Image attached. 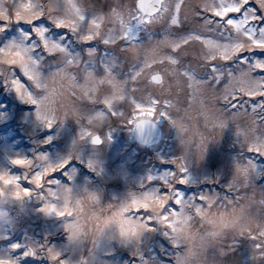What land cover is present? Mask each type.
<instances>
[{"label":"snow or ice","instance_id":"1","mask_svg":"<svg viewBox=\"0 0 264 264\" xmlns=\"http://www.w3.org/2000/svg\"><path fill=\"white\" fill-rule=\"evenodd\" d=\"M25 2L27 7L23 10L35 18L16 20L15 24L21 25L17 29L19 39L4 43L0 57L6 52L20 54L17 64L8 65L11 79L7 84L12 89L18 85L15 93L19 99L36 106L35 117L43 127L51 128L62 121L59 110H66L70 98L77 92L94 96L103 87L107 94L99 102L93 100L85 105L89 121L121 116L116 106L131 100L134 107L126 122L138 129L154 115L170 118L179 133L185 131L186 122L197 117L213 127H224L225 121L231 120L243 136L247 151L264 156V57L259 55L264 53V0H126L125 4H113L102 13H89L76 0H57L51 11L62 10V14L50 15L47 21L51 28L63 30L62 33H54L40 22L43 8L35 0ZM11 25L7 20H0V35H6ZM154 29H158V36L149 35L147 42L139 40L141 30ZM73 36L78 39L83 56L69 48ZM127 52L134 55L125 57V68V60L117 54ZM97 53H100L98 61ZM45 64L47 72L42 71ZM15 69H19L20 76ZM144 87L161 91L150 92L146 100L136 99L132 94ZM36 92L41 94L37 96ZM98 104L103 105V111L95 109ZM192 132L199 135L195 129ZM89 136L93 144L101 142L98 135L86 128L81 130V138ZM205 140L201 136L198 142L201 156ZM181 142H185L183 138ZM35 159L39 162L38 168L30 159L12 161L14 165L31 169L23 179L32 188L23 187L19 183L21 178L0 172V194L3 185L11 184L12 196L19 198L21 193L28 196L32 189H40V198L44 199L45 185L57 183L49 177L70 163V158L52 163L46 153L37 154ZM171 163L175 171L164 173L159 177V188H149L141 195L146 199L166 198L161 218L166 225L164 234L177 249L172 257L175 264L179 259V244L171 235L176 231L173 221L194 222L212 207L213 197L209 192H201L185 199L175 188L177 183L189 181L185 157L182 155ZM255 168L251 159L238 163L234 182L227 187L238 191L237 184L242 180V186L247 188ZM62 191L70 192V189L60 186L56 191L49 188L46 192L52 198H59ZM225 199L229 198L225 196ZM170 202L177 207L173 209ZM131 203H136L134 195ZM47 208L55 211L56 205L49 203ZM44 210L45 205L41 208ZM66 213L71 217L67 208L56 211L58 216ZM141 213L148 218L146 226L151 231L150 213L141 209L136 214ZM256 247L262 249L264 244ZM48 251L53 261L65 264L59 259L61 253H53L51 248Z\"/></svg>","mask_w":264,"mask_h":264},{"label":"rangeland","instance_id":"2","mask_svg":"<svg viewBox=\"0 0 264 264\" xmlns=\"http://www.w3.org/2000/svg\"><path fill=\"white\" fill-rule=\"evenodd\" d=\"M35 2L43 8L40 22L51 28L48 17L62 14V10L51 11L57 0ZM76 3L89 13H102L113 4H125L126 0H76ZM26 7L25 0H0V20H7L12 24L6 30V35H0V47L8 40L19 39L17 29L21 25L15 24L16 20L35 18L26 14L23 10ZM106 27L110 25L106 24ZM51 31L62 33L63 30L51 28ZM149 35L158 36V29L151 32L141 30L139 40L147 42ZM69 48L83 56L75 36L71 38ZM117 55L121 60H125L126 68L125 57L130 58L134 53ZM259 55L264 57V53ZM99 56L100 53H97V61ZM84 59L88 58L84 56ZM17 63L15 58L12 63L0 60V172L21 178L19 183L31 189L30 183L23 179L31 169L14 165V159L33 160L38 168L36 155L46 153L52 163L69 158L70 163L49 177L57 183L45 185L44 199L40 198V189H32V194L24 195L20 201L10 195L12 191L4 194V188L13 189V185L2 186L0 261L4 264H57L50 258L49 248L61 253L59 259L70 261L72 264H78L81 258L86 264H143L144 261H147V264H172V257L177 249L170 238L164 235L165 229L159 226L152 224V230L144 234L137 249L140 256L136 257L131 254V250L118 244L92 248L87 242L70 241L65 228L67 213L58 216L54 211L45 215L41 208L45 202L55 204L58 208L64 204L65 198L74 200L86 191L96 192L101 204L125 202L134 194L149 188H159V177L166 172H174L175 165L171 161L182 155L185 157L189 181L177 183L175 188L183 193L185 199L188 196H198L201 192H209L214 201L212 208L225 209L235 206L237 209L242 208L245 218L264 221V156L247 151L236 123L226 120L224 127H213L206 124L202 117H197L186 122L185 131L179 133L170 118L154 115L151 119L159 125L161 138L153 145L144 146L133 140L132 124L126 122L134 107L131 100L116 106V110L123 114L121 116H106L91 121L86 119L89 113L85 105H90L93 100L99 102L107 94V90L101 87L94 96L77 92L75 97L70 98L66 110H59L58 115L63 117L62 121L46 128L36 120V106L21 101L14 90L5 83L11 79L8 65ZM42 71L47 72L46 64L43 65ZM15 72L20 76L19 69H15ZM141 85L143 86V81ZM166 90L167 86L164 91ZM152 91L161 90L144 87L142 91L132 95L138 100H146ZM34 94L38 96L41 93ZM94 107L99 111L104 110L101 104ZM193 115L195 116V112ZM85 128L92 134L100 135L102 141L99 145L89 144L90 136L81 138V130ZM192 129L199 135H193ZM201 136L206 138L202 156L198 148ZM44 140H47V143H40ZM248 159L253 160L256 165L249 178L248 187H243L241 180L237 184L238 191L236 188L229 189L227 185L234 182L236 165ZM89 163L92 167L88 166ZM149 177L153 179L149 181ZM60 186L70 189V192L62 191L59 198L48 196L46 191L49 188L56 191ZM225 196L229 199H225ZM146 206L140 205L141 208ZM170 206L173 209L177 207L174 202H170ZM191 223L198 227L201 223L200 217ZM251 237L247 234L229 235L219 247L207 250L203 258L204 264H264V256L259 254L264 248L256 247L257 244H264V238ZM13 244L18 247L12 248ZM26 252L29 254L25 255Z\"/></svg>","mask_w":264,"mask_h":264},{"label":"clouds","instance_id":"3","mask_svg":"<svg viewBox=\"0 0 264 264\" xmlns=\"http://www.w3.org/2000/svg\"><path fill=\"white\" fill-rule=\"evenodd\" d=\"M13 58L20 61V54L4 53L0 60L12 63ZM9 81H5L7 84ZM19 86L13 88L17 91ZM237 172L235 170V174ZM13 189L5 187L4 194L7 195ZM136 203H131L133 195L122 203L101 204L98 194L94 191H86L83 195L77 196L74 200L65 198L62 206L55 211H65L67 208L71 212V217L66 216L68 238L70 241L87 242L92 248L98 246H110L118 244L125 249L131 250L133 256L139 254L142 237L150 230L146 223L148 218L137 215L138 210L150 213L152 224L165 229V221L161 218L162 206L165 197L160 199H146L141 193L134 194ZM24 194L18 198L22 201ZM212 204L214 201L211 202ZM45 202V215H50L54 211H49ZM147 205L141 208L140 205ZM201 223L194 227L191 222L173 221L176 231L171 235L179 244V259L175 264H204V256L209 248L219 247L229 235H249L264 238V221L253 218H245L244 212L235 206L225 209L210 207L201 214ZM154 222V223H153ZM203 231H200V229ZM165 235V234H164ZM54 253L55 251L52 250ZM264 256V251L259 253ZM51 255V253H50ZM65 264H72L65 261ZM78 264H86L81 258ZM143 264H147L144 261Z\"/></svg>","mask_w":264,"mask_h":264},{"label":"water","instance_id":"4","mask_svg":"<svg viewBox=\"0 0 264 264\" xmlns=\"http://www.w3.org/2000/svg\"><path fill=\"white\" fill-rule=\"evenodd\" d=\"M132 134L136 140L145 144H150L158 140L160 136V129L152 120H150L148 124H145L140 129L133 125ZM89 142L92 143L91 138L89 139Z\"/></svg>","mask_w":264,"mask_h":264}]
</instances>
